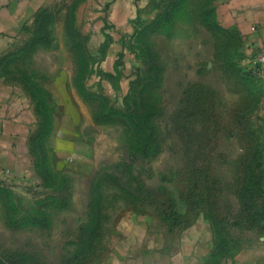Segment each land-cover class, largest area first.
<instances>
[{
    "label": "rangeland",
    "instance_id": "rangeland-1",
    "mask_svg": "<svg viewBox=\"0 0 264 264\" xmlns=\"http://www.w3.org/2000/svg\"><path fill=\"white\" fill-rule=\"evenodd\" d=\"M216 4L159 0L105 37L88 0L28 15L0 62L31 100L24 169L0 177V264L97 262L131 208L206 218L209 264H264V78Z\"/></svg>",
    "mask_w": 264,
    "mask_h": 264
},
{
    "label": "crops",
    "instance_id": "crops-1",
    "mask_svg": "<svg viewBox=\"0 0 264 264\" xmlns=\"http://www.w3.org/2000/svg\"><path fill=\"white\" fill-rule=\"evenodd\" d=\"M44 1L0 0V62L26 30L28 15L41 10ZM157 1L88 0L92 11L88 10L101 14L105 37L108 31L129 29V23ZM216 2L222 23L240 31L251 50H264V0ZM3 77L0 72V177L19 175L24 169L26 108L30 100L25 90L18 93ZM113 226L106 249L92 264H209L215 248L214 229L203 216L165 225L153 215L131 208L120 213Z\"/></svg>",
    "mask_w": 264,
    "mask_h": 264
},
{
    "label": "built area",
    "instance_id": "built-area-1",
    "mask_svg": "<svg viewBox=\"0 0 264 264\" xmlns=\"http://www.w3.org/2000/svg\"><path fill=\"white\" fill-rule=\"evenodd\" d=\"M247 61L254 71L264 78V50L255 49L248 54Z\"/></svg>",
    "mask_w": 264,
    "mask_h": 264
},
{
    "label": "trees",
    "instance_id": "trees-1",
    "mask_svg": "<svg viewBox=\"0 0 264 264\" xmlns=\"http://www.w3.org/2000/svg\"><path fill=\"white\" fill-rule=\"evenodd\" d=\"M251 68V67H250Z\"/></svg>",
    "mask_w": 264,
    "mask_h": 264
}]
</instances>
